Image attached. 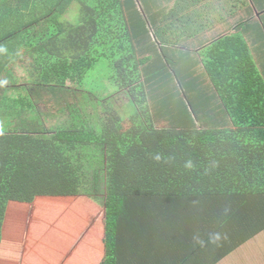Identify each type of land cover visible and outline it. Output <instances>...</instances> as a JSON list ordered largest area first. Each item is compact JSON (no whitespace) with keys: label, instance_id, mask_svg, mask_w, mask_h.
<instances>
[{"label":"trees","instance_id":"1","mask_svg":"<svg viewBox=\"0 0 264 264\" xmlns=\"http://www.w3.org/2000/svg\"><path fill=\"white\" fill-rule=\"evenodd\" d=\"M71 4L78 13L67 20ZM147 23L135 0H0V264H24L26 228H9L10 208L17 203L19 217L21 206L29 213L39 198L104 205L106 252L99 264H126L124 231L148 235L173 208L208 216L212 200L239 197L247 206L255 202L249 231L264 229V76L245 39L224 36L199 51L214 89H196L181 77L190 56L174 60L163 44L159 54ZM156 58L165 62L160 78L147 70ZM106 62L116 90L107 85L99 94L87 80ZM17 66L27 82L15 76ZM122 94L134 107L126 118L116 104ZM46 98L54 120L41 116ZM223 209L231 214L217 224L213 217L208 246L239 207ZM239 224L225 244L247 233L246 219ZM82 225L56 231L70 242L64 254L55 248L48 254L58 262L73 254ZM36 232V241L56 240ZM199 252L200 246L193 260Z\"/></svg>","mask_w":264,"mask_h":264},{"label":"crops","instance_id":"2","mask_svg":"<svg viewBox=\"0 0 264 264\" xmlns=\"http://www.w3.org/2000/svg\"><path fill=\"white\" fill-rule=\"evenodd\" d=\"M135 1L138 12H142L148 21L147 28L150 29L149 38L152 42L156 41L158 46H168L167 54L174 60L190 56L191 61L187 58V69L181 73L188 85H195L196 89H214L202 65L199 51L221 37L232 34H239L245 39L257 69L264 76V0ZM163 63L164 60L156 58L148 65L147 70L150 73L155 72V75L158 73L157 78H160V72H164L163 66L160 65ZM169 65V75L172 76V66ZM174 77L178 78L176 74ZM212 96L215 97L214 94ZM174 101L169 99L168 103ZM179 101L181 100L175 102ZM215 103L219 108L217 100ZM221 205L223 208L229 206L239 209L232 210V225L217 227L223 231H220L219 236H213L211 247L208 246L207 240L209 241L210 232L215 227L213 217L217 224L224 222L222 219L225 212L230 213ZM210 207L213 214L208 216L191 209L167 210L170 217H162V222L148 235L139 231H124L123 254L127 259L126 264H264V229L254 234L256 225L253 224L254 227L250 231L248 228L256 222L255 202L247 206V203H242L240 198L236 197L230 201L212 200ZM250 210L252 214L249 213ZM241 217L246 219L247 233L237 241L225 244V238L233 233L235 227L242 229L239 224ZM103 220L104 217L102 222ZM99 221L97 217L92 222V252L98 255L96 264L103 260L106 252L103 241L104 225ZM262 223L264 224V221L260 222V227ZM98 227H101L102 231L95 234ZM199 246V257L193 260L191 254Z\"/></svg>","mask_w":264,"mask_h":264},{"label":"rangeland","instance_id":"3","mask_svg":"<svg viewBox=\"0 0 264 264\" xmlns=\"http://www.w3.org/2000/svg\"><path fill=\"white\" fill-rule=\"evenodd\" d=\"M77 13L76 4H71L66 9L64 18L67 20H72L77 15ZM157 40L159 43H161L158 37ZM152 44L156 45L159 53L160 49L158 48L156 41ZM143 46L144 45H141L140 49H142ZM151 55H153L152 50L147 56L150 57ZM109 64V62H106V64L104 63V67H102L100 64L98 68L93 70L91 73V78L87 80L88 83L86 87L88 89H91L92 91H95L99 94H103L108 85L113 92L116 90V87L112 85V80L110 77H108L111 75V69L108 68L110 66ZM14 73L21 83L27 82V74L20 66L14 67ZM120 97L122 101L116 102L117 108L119 113L124 118H126L130 113H132L134 107L129 102L127 95L122 94ZM71 105H73V102H71ZM52 108V99L46 98L40 105L41 116L45 119L49 118L54 120L50 117ZM207 111H209V109H207ZM209 113H207L206 116H209ZM191 114L196 120L197 115L194 113ZM202 122L205 127H207L209 124L207 120ZM158 124L163 126L167 125V122L165 120H161ZM85 199L90 200L89 198ZM37 202L34 203L35 205L31 206L29 213L27 212V207L21 206L25 208L23 209L25 211L23 215H19V217H17V211L20 209V206L14 202L12 204V208H10V210H12L10 211V214L12 215H9V228L12 229L13 226L20 228L19 225L26 228L24 264H96L98 261V255L92 252V211L97 210L96 212L98 214L96 216L98 217V220H102V217H104L105 214L104 205L101 202H96L95 206H92V202L85 200L80 201L73 198H39ZM25 204L29 207L32 203ZM88 215H90V222L88 221L89 223L87 222L86 224L82 225L86 221ZM15 221L18 225H15ZM78 222H81L82 227L80 230H83L82 232L79 230V239L73 238V241L78 240L77 244L75 245L74 253L62 257L60 262H58L56 256L48 254V250L51 249V252L55 248L57 254L62 255L65 253V249L68 246L66 243L70 241L68 240L67 236L56 238V231H63L64 233H67L68 231H76L75 226L78 224ZM77 228L79 229V227ZM35 231H37V234H40V232L42 234L43 231H46L56 238V240L51 241L52 238H50L48 235L45 236V238L48 239H42V236L40 235L39 240L41 242L36 241L34 238ZM99 231H102L101 227L97 228L95 234H98ZM43 254H45V256H43Z\"/></svg>","mask_w":264,"mask_h":264}]
</instances>
